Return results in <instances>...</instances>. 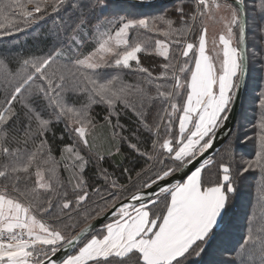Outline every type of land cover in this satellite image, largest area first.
Listing matches in <instances>:
<instances>
[{"label":"snow or ice","instance_id":"snow-or-ice-1","mask_svg":"<svg viewBox=\"0 0 264 264\" xmlns=\"http://www.w3.org/2000/svg\"><path fill=\"white\" fill-rule=\"evenodd\" d=\"M143 7L157 6L0 0V38L51 22L38 37L46 51H0V264H191L210 253L209 264H264V92L252 135L244 133L253 151L238 154L229 143L227 160L206 155L250 65L264 72V0L251 8L246 0H173L137 16ZM250 41L259 49L251 55ZM142 53L163 58L162 70L144 67ZM98 106L109 135L93 115ZM57 124L71 141L59 159L49 141ZM124 147V159L144 164L139 171L109 163ZM250 172L261 175V215L217 259L213 245ZM108 215L94 233L92 221Z\"/></svg>","mask_w":264,"mask_h":264},{"label":"trees","instance_id":"trees-1","mask_svg":"<svg viewBox=\"0 0 264 264\" xmlns=\"http://www.w3.org/2000/svg\"><path fill=\"white\" fill-rule=\"evenodd\" d=\"M131 2L137 3L133 1ZM246 3L248 4L249 8H251V0H246ZM172 4L173 0H166L158 4L154 3L152 5H156L157 7L138 8L136 11V15H155L165 8H170ZM50 25L51 22L27 32H21L13 36L0 38V51L22 52L25 55L31 52H36L38 50L46 51L49 46V42L38 39V37H41L42 34L50 27ZM249 35H251V33H249ZM249 51L251 55L252 51H259V49L256 48L250 41ZM141 62L144 67H147L150 70H154L156 73H159L162 70L159 66L161 64H164L166 61L163 58L154 55H145L142 53ZM262 92H264V72L260 71L258 64L253 63L250 65L249 78L244 92L243 103L235 130L233 131L227 142L213 155L215 159L219 160L223 158L227 160V156H223V151L225 146L229 143L233 144V147L236 149V152L238 154L248 156L253 151L251 142H243L244 133L246 132L249 136L252 135L249 124L250 122H254V118L258 115V97ZM93 115L96 118V121L101 124L105 121L104 117L107 115V109L104 106L95 107L93 110ZM121 123L128 124L129 121L121 120ZM52 132L55 135L53 136L52 133H49V141L53 147V154L57 157V159H59V148L62 147L63 144L69 143L71 141L69 137L65 135L63 124L54 125ZM123 134L125 136L129 135L128 132H124ZM62 136L63 140H61ZM147 137L148 133L145 132L141 136V139L146 140ZM237 138H239V141L237 140ZM141 147L142 150H151L150 144H143L141 145ZM122 152L124 153V156L121 157V160H124V167H128L130 169L135 168V171H139L142 167H144L143 163L132 164L129 163L128 160L124 159L125 156L131 155L126 147L122 149ZM120 161H110L109 163L119 164ZM103 166L109 167V164L105 163ZM213 170H215V166H213ZM109 171H113V169L109 168ZM92 174L93 173L91 171L88 172L89 176H91ZM132 175L135 176V172H132ZM147 178V176L144 177V179ZM120 182L126 183L125 180H121ZM260 183L261 175L259 172H250L245 174V179L239 186L237 196L232 201V209L229 218L226 224L221 226L223 228V231L221 232L213 247L219 244V247L221 249L220 251L223 252L224 249L237 247L242 242V238L246 233L248 220L253 215H255L257 218H259V216L261 215L258 205L261 195L259 192ZM110 219H108L104 224L108 223ZM80 227H83V224H81ZM99 230L100 228H97L94 233ZM208 257L209 255H202L201 257L193 256L190 258L191 264H209V261L212 258Z\"/></svg>","mask_w":264,"mask_h":264},{"label":"water","instance_id":"water-1","mask_svg":"<svg viewBox=\"0 0 264 264\" xmlns=\"http://www.w3.org/2000/svg\"><path fill=\"white\" fill-rule=\"evenodd\" d=\"M132 1H137V0H132ZM248 78H249V74L247 76V78L245 79V81L243 82L239 93H238V98L236 100V103L232 106V110L230 113H228V120L225 121L224 126L220 129L217 130L216 133V141L214 143V148L212 150H209V152L206 155H214L229 139V137L231 136V134L233 133V131L235 130L237 121H238V117L241 111V107H242V103H243V98H244V92L246 89V85L248 82ZM239 82V81H238ZM189 168H191V166H189ZM194 170V169H193ZM188 173V169H184V171L176 173L174 178H170V182H175V180L177 179H182L185 177V174ZM150 191H149V195H150ZM112 216L108 215L107 217H102L98 220H94L92 221V224L94 225L93 228V232L97 229L103 226V224L110 219ZM66 255L65 251H61L57 254L56 257H54V259H61Z\"/></svg>","mask_w":264,"mask_h":264},{"label":"rangeland","instance_id":"rangeland-1","mask_svg":"<svg viewBox=\"0 0 264 264\" xmlns=\"http://www.w3.org/2000/svg\"><path fill=\"white\" fill-rule=\"evenodd\" d=\"M132 1V0H131ZM164 1H166V0H144V2L146 3V4H154V3H162V2H164ZM133 2H137V1H133ZM215 32L213 31V29L210 27V30H209V40H210V43H209V54L210 55H215L216 54V52L218 51V49H214L213 48V46H212V44H211V39L215 36ZM217 63H218V61H217ZM163 64H161L160 66H162ZM161 69V68H160ZM101 125H105V127L104 128H102V129H100V132L102 133V134H104V135H109L110 134V132H111V129H109L107 126H106V121H104L103 123H101ZM121 160V157H118L115 161H120ZM111 220H112V217H111V219H110V221L109 222H111ZM103 227V226H102ZM102 227H100V229L102 228ZM220 245L219 244H217V245H215V247H213V249L214 250H216V258L217 259H221V258H223V252H221L220 250V247H219ZM208 258H212V255H211V253L209 254V257ZM207 258V259H208Z\"/></svg>","mask_w":264,"mask_h":264},{"label":"crops","instance_id":"crops-1","mask_svg":"<svg viewBox=\"0 0 264 264\" xmlns=\"http://www.w3.org/2000/svg\"><path fill=\"white\" fill-rule=\"evenodd\" d=\"M102 229V228H101Z\"/></svg>","mask_w":264,"mask_h":264}]
</instances>
